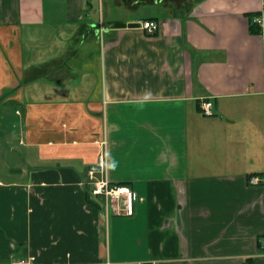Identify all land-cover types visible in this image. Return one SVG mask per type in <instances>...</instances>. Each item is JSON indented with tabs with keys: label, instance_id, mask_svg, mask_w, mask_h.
Instances as JSON below:
<instances>
[{
	"label": "crops",
	"instance_id": "crops-1",
	"mask_svg": "<svg viewBox=\"0 0 264 264\" xmlns=\"http://www.w3.org/2000/svg\"><path fill=\"white\" fill-rule=\"evenodd\" d=\"M0 124V264H264V0H0Z\"/></svg>",
	"mask_w": 264,
	"mask_h": 264
},
{
	"label": "built area",
	"instance_id": "built-area-1",
	"mask_svg": "<svg viewBox=\"0 0 264 264\" xmlns=\"http://www.w3.org/2000/svg\"><path fill=\"white\" fill-rule=\"evenodd\" d=\"M253 22L260 23V20L254 19ZM137 24L141 30L146 31L149 35L156 34L159 28V24L152 20H141L138 21ZM200 111L203 116H212V102L206 100L201 102ZM101 144L106 145V142L103 141ZM97 168L104 173V175L97 177L94 169L87 170L89 195L93 198L101 199L107 210L112 207V210L116 213L132 216L134 202L136 201L134 191L127 185L112 184L109 182L106 177V164L104 162L103 154L98 157ZM258 183L259 180L257 177L250 179V184L256 185Z\"/></svg>",
	"mask_w": 264,
	"mask_h": 264
},
{
	"label": "rangeland",
	"instance_id": "rangeland-1",
	"mask_svg": "<svg viewBox=\"0 0 264 264\" xmlns=\"http://www.w3.org/2000/svg\"><path fill=\"white\" fill-rule=\"evenodd\" d=\"M14 137L16 145L18 146V131H16ZM8 139H12V136L3 126H0V182L2 183H11L21 177H24V174H18V170L15 169V167L20 164L18 161L23 160L18 158L19 154L17 152L12 153L9 151Z\"/></svg>",
	"mask_w": 264,
	"mask_h": 264
},
{
	"label": "trees",
	"instance_id": "trees-1",
	"mask_svg": "<svg viewBox=\"0 0 264 264\" xmlns=\"http://www.w3.org/2000/svg\"><path fill=\"white\" fill-rule=\"evenodd\" d=\"M258 14H249V17L251 18V24H250V32L252 33V34H259L260 32H261V26L259 25V24H257V23H254L253 22V18L254 17H256ZM199 105H198V109H199ZM119 185H122V184H119ZM89 192V191H88ZM89 194V193H88ZM91 196L90 195H88V201L90 202V203H93V204H97V207L98 208H100L101 206H100V204H98V203H95V201L92 199V198H90Z\"/></svg>",
	"mask_w": 264,
	"mask_h": 264
},
{
	"label": "bare ground",
	"instance_id": "bare-ground-1",
	"mask_svg": "<svg viewBox=\"0 0 264 264\" xmlns=\"http://www.w3.org/2000/svg\"><path fill=\"white\" fill-rule=\"evenodd\" d=\"M263 249H264V247H263Z\"/></svg>",
	"mask_w": 264,
	"mask_h": 264
}]
</instances>
